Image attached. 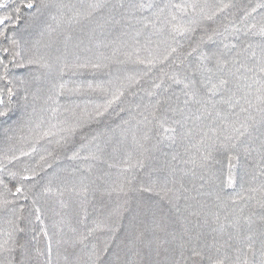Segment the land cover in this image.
Returning <instances> with one entry per match:
<instances>
[{"label":"trees","instance_id":"obj_1","mask_svg":"<svg viewBox=\"0 0 264 264\" xmlns=\"http://www.w3.org/2000/svg\"><path fill=\"white\" fill-rule=\"evenodd\" d=\"M0 4V261L260 264L264 0Z\"/></svg>","mask_w":264,"mask_h":264},{"label":"snow or ice","instance_id":"obj_2","mask_svg":"<svg viewBox=\"0 0 264 264\" xmlns=\"http://www.w3.org/2000/svg\"><path fill=\"white\" fill-rule=\"evenodd\" d=\"M3 6H4V5L0 4V7H3ZM26 7H28V8H32L33 5H32L31 3H28V4H26ZM90 7H92V8L95 9V8H100V7H102V5H101L100 3H96V4H93V5H90ZM141 7H143V5H141ZM148 7H151V5H148ZM173 7H176V8L179 9V8H181L182 6H181V5H174ZM191 7L195 8L196 5H191ZM225 7H227V5H225ZM257 7H264V5H258ZM221 10H222V9H221ZM161 11H163V10H161ZM253 11H255V9H253ZM208 18L210 19L211 17H208ZM9 19H11V17H3V18H0V25L5 24V22H6L7 20H9ZM173 19H175V17H173ZM192 30H193V29H191V28H189V29H184V28H182V27H174V28H173V31H192ZM261 31L264 32V29H262ZM0 35H4V34H3V33H0ZM209 39H211V37H209ZM13 43H15V41H13ZM4 51L7 52L8 49H4ZM172 51L174 52L175 49H172ZM165 58H167V57H165ZM2 63H3V61H0V64H2ZM27 63L32 64V63H34V61L29 60ZM94 67H99V65H94ZM5 68H7V65H5ZM261 72L264 73V66L261 67ZM0 79H5V77H4V76H0ZM226 84H227V80L222 79V80L219 81V85H220V86H223V85H226ZM60 87L63 88L64 85H61ZM185 87H188V85H185ZM216 88H217V85L214 84V85L212 86V89H210L209 91H213V90H215ZM262 91H264V89H262ZM7 95H8L9 97L12 96V89H11V88H8V90H7ZM116 98H118V97H116ZM262 99H264V97H262ZM3 103H4L3 99H0V104H3ZM111 103H112V101H109V104H111ZM98 114H99V113H98ZM4 115H6V112L0 111V116H4ZM241 127L243 128V131H241L240 129H236V131L239 133V134L236 136V138H235L236 140H239L240 137L243 136V135L245 134V132H247L249 126H248V125H242ZM165 130H166V131H174V129H165ZM228 139L231 140L232 138L229 137ZM261 146H262V148H264V134H262ZM222 147H225V148H229V147H231V148H236V147H238V145L235 144V143L230 144V145H229V144H223ZM244 151H245V152L248 151L247 147H245ZM230 159H231V157H230ZM261 159H262V161H264V154H262ZM24 179H29V177H24ZM232 184H233V180H232V178L230 177L229 180H228V186H232ZM148 190H150V189H148ZM16 191H17V192H20L21 189H20V188H17ZM161 191H163L164 195H168V193L171 192V189L163 188V189H161ZM6 203H8V202L5 201V204H6ZM261 208H264V204H261ZM37 213H39V209H37ZM36 218L39 220V218H40L39 215H37ZM260 219H261L262 221H264V216H261ZM11 251H12V249H10V248L7 247V242H5L4 244H0V252H9V253H10ZM251 251H252V245L249 244L248 247H247V249H245V250L243 251V253H242L243 259H241V258L238 256V257H237V260H236V262H235V264H250V261H249V259H248V254H249ZM50 253H51V249L49 248V254H50ZM193 254H194V255H197V256L201 255V253H199V252H195V251H194ZM260 256H261L260 264H264V245H262V247H261V249H260ZM0 264H13V261H12L11 259H7V260H5V261H0ZM21 264H23V261L21 262ZM49 264H51L50 259H49ZM212 264H225V260H222V259H215V260L212 261Z\"/></svg>","mask_w":264,"mask_h":264}]
</instances>
